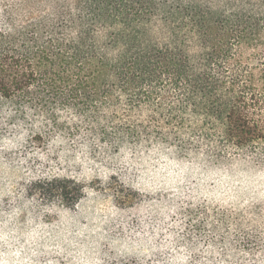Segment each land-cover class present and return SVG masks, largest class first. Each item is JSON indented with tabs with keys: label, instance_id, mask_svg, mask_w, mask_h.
Listing matches in <instances>:
<instances>
[{
	"label": "trees",
	"instance_id": "obj_1",
	"mask_svg": "<svg viewBox=\"0 0 264 264\" xmlns=\"http://www.w3.org/2000/svg\"><path fill=\"white\" fill-rule=\"evenodd\" d=\"M4 142L0 264H264V0H0Z\"/></svg>",
	"mask_w": 264,
	"mask_h": 264
},
{
	"label": "rangeland",
	"instance_id": "obj_2",
	"mask_svg": "<svg viewBox=\"0 0 264 264\" xmlns=\"http://www.w3.org/2000/svg\"><path fill=\"white\" fill-rule=\"evenodd\" d=\"M4 150L5 142L0 145ZM58 156L56 168L59 172L79 180L92 182L96 179L107 181L113 171V164L99 158L98 151L88 142L60 136L53 145ZM0 160V200L16 179L14 168L7 163L5 152Z\"/></svg>",
	"mask_w": 264,
	"mask_h": 264
}]
</instances>
